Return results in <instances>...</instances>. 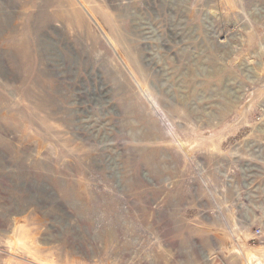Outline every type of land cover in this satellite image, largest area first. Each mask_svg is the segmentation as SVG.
Masks as SVG:
<instances>
[{
	"label": "rangeland",
	"instance_id": "1",
	"mask_svg": "<svg viewBox=\"0 0 264 264\" xmlns=\"http://www.w3.org/2000/svg\"><path fill=\"white\" fill-rule=\"evenodd\" d=\"M263 225L264 0H0V264H264Z\"/></svg>",
	"mask_w": 264,
	"mask_h": 264
},
{
	"label": "built area",
	"instance_id": "2",
	"mask_svg": "<svg viewBox=\"0 0 264 264\" xmlns=\"http://www.w3.org/2000/svg\"><path fill=\"white\" fill-rule=\"evenodd\" d=\"M253 239L262 246H264V225L254 229Z\"/></svg>",
	"mask_w": 264,
	"mask_h": 264
},
{
	"label": "bare ground",
	"instance_id": "3",
	"mask_svg": "<svg viewBox=\"0 0 264 264\" xmlns=\"http://www.w3.org/2000/svg\"><path fill=\"white\" fill-rule=\"evenodd\" d=\"M247 110V109H246Z\"/></svg>",
	"mask_w": 264,
	"mask_h": 264
}]
</instances>
